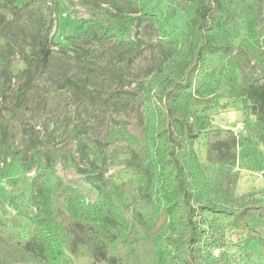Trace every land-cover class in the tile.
<instances>
[{
	"label": "rangeland",
	"instance_id": "1",
	"mask_svg": "<svg viewBox=\"0 0 264 264\" xmlns=\"http://www.w3.org/2000/svg\"><path fill=\"white\" fill-rule=\"evenodd\" d=\"M147 8L157 17H143ZM197 10L195 0H0V264H48L23 245L46 221L60 226L57 211L49 212L53 197L63 211L78 208L87 218L100 221L87 203L105 199L132 217L142 202L140 179L152 173L156 199L167 181L158 176L162 165L155 160L162 119L157 101L192 66L187 54ZM250 14L243 3H233L229 54L217 71L219 98L197 111L194 139L178 136L186 148V173L198 184L192 203L203 224L227 242L223 260L206 262L198 252L195 264H264V249L240 246L232 226L242 206L264 207V176L258 175L264 137L254 131L250 110L242 115V102L228 98L230 60L238 84H264L243 43ZM161 17L179 29L172 43L160 37ZM44 26L52 31L46 66L38 55ZM244 119L245 133H238L247 141L236 164L210 165L207 144L228 137ZM193 157L202 174L193 169ZM97 174L102 179L88 181ZM181 212L129 237L124 264H159V251L163 264H185L189 235Z\"/></svg>",
	"mask_w": 264,
	"mask_h": 264
},
{
	"label": "trees",
	"instance_id": "2",
	"mask_svg": "<svg viewBox=\"0 0 264 264\" xmlns=\"http://www.w3.org/2000/svg\"><path fill=\"white\" fill-rule=\"evenodd\" d=\"M198 10L193 22V31L187 56L193 59L192 66L186 73L183 82L173 83L163 97L157 101L162 109V119L156 132L155 144L157 153L155 160L162 165L157 173L167 181L161 187L159 195L153 200L152 191L155 176L147 174L140 179L142 202L134 208L133 216L123 214L115 205H106L108 199L87 203V210L99 214L98 219L88 218L77 212V209L63 211L58 198H52L49 212L60 218V226L44 221L43 226L34 230L31 241L24 246L31 257L43 256L48 264H124L122 255L128 250V238L138 237L149 228L155 219H168L178 210L188 231L187 244L189 257L185 264H195L196 253L201 252L206 262L218 263L223 260L227 242L218 239L208 224H203V217L198 206L192 203L198 184L188 177L184 167L187 159L186 148L178 136L186 140L194 139L196 122L194 117L213 99H218L217 84L218 66L228 56V21L232 14L234 2L249 7L247 33L243 41L247 50L259 66L264 79V0H195ZM143 17H157L154 9H143ZM158 30L163 41L172 43L179 38V29L168 17L159 18ZM51 28L44 26L38 39V55L42 65L46 66L53 55L51 48ZM227 84L228 98L242 102L245 116L247 109L255 117L254 131L264 137V84H238L235 81V67L228 62ZM84 94L83 88L76 89ZM94 101V96H89ZM246 104V105H245ZM244 125L245 133V119ZM222 126V125H220ZM233 130V131H232ZM229 136L210 142L206 147V159L210 165L232 166L236 164L242 150L241 144L247 141L245 134H236L234 129ZM134 142L135 137H127ZM156 141L158 143H156ZM194 170L202 174L203 169L196 157ZM260 170L264 169V151L259 154ZM88 181H98L102 175H88ZM75 197V201L81 199ZM98 202V203H97ZM46 206V204L44 203ZM54 206V207H53ZM79 203L77 202V205ZM90 208V209H89ZM211 213L215 209L205 208ZM51 213H49L51 215ZM232 226L239 235V245L249 248L256 244L264 249V207L261 205H244L234 215ZM128 235V237L125 236ZM213 244H216L213 246ZM219 256L214 257V251ZM159 264H163V253L159 251Z\"/></svg>",
	"mask_w": 264,
	"mask_h": 264
},
{
	"label": "built area",
	"instance_id": "3",
	"mask_svg": "<svg viewBox=\"0 0 264 264\" xmlns=\"http://www.w3.org/2000/svg\"><path fill=\"white\" fill-rule=\"evenodd\" d=\"M234 130H235L234 132H236V134H238V132L241 133L242 131H244V125L242 123H240L237 126V128L234 129ZM258 175L261 176V177L264 176V169L260 170V172L258 173ZM219 253H220L219 250H215L214 251V257H218L219 256Z\"/></svg>",
	"mask_w": 264,
	"mask_h": 264
}]
</instances>
